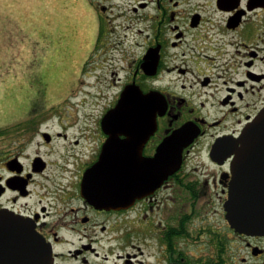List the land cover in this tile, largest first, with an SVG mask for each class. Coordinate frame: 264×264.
Wrapping results in <instances>:
<instances>
[{"label":"flooded vegetation","instance_id":"1","mask_svg":"<svg viewBox=\"0 0 264 264\" xmlns=\"http://www.w3.org/2000/svg\"><path fill=\"white\" fill-rule=\"evenodd\" d=\"M83 1L84 63H112L92 86L113 95L88 111L73 87L0 119V261L24 262L26 227L49 264H264V234L225 209L235 145L264 109V0ZM101 155L137 159L120 207L116 173L87 177Z\"/></svg>","mask_w":264,"mask_h":264},{"label":"rangeland","instance_id":"2","mask_svg":"<svg viewBox=\"0 0 264 264\" xmlns=\"http://www.w3.org/2000/svg\"><path fill=\"white\" fill-rule=\"evenodd\" d=\"M89 16L83 0H0V119L22 117L18 112L37 97V102L63 103L71 91L52 88L71 87L78 64L86 60ZM92 58L84 63L71 97V102H87L86 108L113 95L112 88L95 94L97 77H108L113 67Z\"/></svg>","mask_w":264,"mask_h":264},{"label":"water","instance_id":"3","mask_svg":"<svg viewBox=\"0 0 264 264\" xmlns=\"http://www.w3.org/2000/svg\"><path fill=\"white\" fill-rule=\"evenodd\" d=\"M116 118L112 109L107 119ZM185 130V129H184ZM183 129L172 137L175 142L186 145L191 140ZM231 163V180L228 199L225 203L227 218L233 228L248 234H264V109L249 123L234 148ZM160 153L158 154V158ZM116 161V162H115ZM137 159L132 156L117 155L116 158L100 156L99 160L89 168L87 177L96 178L104 175L106 179L116 173V207H120L131 199L134 192V173L132 167ZM85 176V178L87 179ZM108 181V180H106ZM97 183V181H95ZM24 242V262L32 264L31 256L35 250V264L50 263V248L47 242L29 228L20 233ZM29 257V258H28ZM0 264H11L3 258Z\"/></svg>","mask_w":264,"mask_h":264},{"label":"crops","instance_id":"4","mask_svg":"<svg viewBox=\"0 0 264 264\" xmlns=\"http://www.w3.org/2000/svg\"><path fill=\"white\" fill-rule=\"evenodd\" d=\"M95 37H96V24H94V28H93V31H92L91 37L89 38V40H87L88 43H87V45H86V49H85V55H84L85 57H86V56L88 57V55H89V53H90V50H91V47H92V44H93V41H94ZM84 61H85V60H82V61H80V63L78 64L77 69H76V76H73V78H74V80H73L74 83L71 84V87L68 88V86L63 87L62 85H59V87H53L52 89H55V90L67 89V90L69 91L71 88H73V87L75 86V84H76V80L80 77L81 70H82V65H83ZM62 82H63V80L58 81V83H62ZM39 89H40V88H39ZM37 92H40V90H36V91H35V94H36ZM37 94L39 95V94H41V93H37Z\"/></svg>","mask_w":264,"mask_h":264},{"label":"trees","instance_id":"5","mask_svg":"<svg viewBox=\"0 0 264 264\" xmlns=\"http://www.w3.org/2000/svg\"><path fill=\"white\" fill-rule=\"evenodd\" d=\"M84 68H85V66H84Z\"/></svg>","mask_w":264,"mask_h":264}]
</instances>
